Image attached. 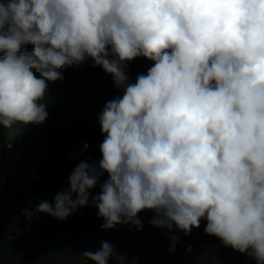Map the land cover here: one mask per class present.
Masks as SVG:
<instances>
[{
    "label": "clouds",
    "instance_id": "1",
    "mask_svg": "<svg viewBox=\"0 0 264 264\" xmlns=\"http://www.w3.org/2000/svg\"><path fill=\"white\" fill-rule=\"evenodd\" d=\"M137 57L154 63L132 83ZM89 58L123 89L98 117L102 158L35 212L64 220L91 204L107 231L139 230L151 210L152 226L185 235L206 219L207 235L264 264V0H2L0 126L42 124L47 82ZM81 257L124 264L107 241Z\"/></svg>",
    "mask_w": 264,
    "mask_h": 264
},
{
    "label": "trees",
    "instance_id": "2",
    "mask_svg": "<svg viewBox=\"0 0 264 264\" xmlns=\"http://www.w3.org/2000/svg\"><path fill=\"white\" fill-rule=\"evenodd\" d=\"M2 2V0H0ZM33 45L22 50L31 52ZM143 57L127 63L129 82L140 74ZM149 60V67L153 66ZM34 71V70H33ZM39 77V73H35ZM63 80L52 83L47 101V119L37 140L33 162L27 173L28 181L17 187L0 176V264H93L83 260L85 251L95 252L107 241L124 257V264H256L247 253L225 246L222 241L204 231L206 219L200 227L185 235L173 227L171 231L151 225V210L138 214L143 227L117 225L107 231L98 218L97 209L89 204L79 207L64 220L46 213L35 212L43 201L53 202L55 195L67 191L69 177L82 161L98 164L102 158L99 145L104 139L98 117L105 104L123 95L113 83V77L93 63L62 73ZM32 124L26 131L19 157L25 152ZM8 129L2 128L6 153L11 144ZM88 144L87 150H83ZM21 159L19 172L21 175ZM108 179L104 173L96 188L89 190V199L100 193V185ZM75 199V194H73ZM24 210H27L25 212ZM28 213H34L31 220ZM179 242L170 250L171 236ZM191 246V252L188 247ZM109 264H117L112 258Z\"/></svg>",
    "mask_w": 264,
    "mask_h": 264
},
{
    "label": "water",
    "instance_id": "3",
    "mask_svg": "<svg viewBox=\"0 0 264 264\" xmlns=\"http://www.w3.org/2000/svg\"><path fill=\"white\" fill-rule=\"evenodd\" d=\"M148 62H149V60L147 58H144V57L142 58V61L140 64V69L145 73H147L148 69L150 68L148 65ZM92 63H93L92 59L89 58L84 63L79 65V67L72 66V67L60 69V71L63 73L66 71L76 70L79 68L86 67ZM52 83L53 82H51V81L47 82V84H48L47 91L45 93L44 99L42 101H40V103H43L46 105V110H47V101H48V97H49V93H50ZM43 125H44V122L42 124H39V125L32 124L30 135L28 137V142H27V145L25 148V152L22 155V157L20 158L21 159V166H22L20 176H12V175L8 174L5 170V156L7 153H6L5 141H4L3 136H2V128L3 127L0 126V176L3 177L4 179H6L9 183H11L14 186L20 187L28 181L27 173L29 171V168H30L32 162H33L36 143H37V140L39 139V137L42 133Z\"/></svg>",
    "mask_w": 264,
    "mask_h": 264
},
{
    "label": "rangeland",
    "instance_id": "4",
    "mask_svg": "<svg viewBox=\"0 0 264 264\" xmlns=\"http://www.w3.org/2000/svg\"><path fill=\"white\" fill-rule=\"evenodd\" d=\"M29 126L30 124L25 126L17 124L8 129L7 140L13 146L14 151L5 156V170L12 176H16L19 172V155Z\"/></svg>",
    "mask_w": 264,
    "mask_h": 264
},
{
    "label": "built area",
    "instance_id": "5",
    "mask_svg": "<svg viewBox=\"0 0 264 264\" xmlns=\"http://www.w3.org/2000/svg\"><path fill=\"white\" fill-rule=\"evenodd\" d=\"M13 149V146L12 145H10V146H7V150H12Z\"/></svg>",
    "mask_w": 264,
    "mask_h": 264
}]
</instances>
